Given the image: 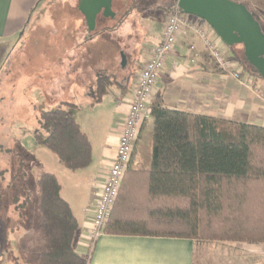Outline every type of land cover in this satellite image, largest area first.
<instances>
[{"label": "trees", "instance_id": "16d2710c", "mask_svg": "<svg viewBox=\"0 0 264 264\" xmlns=\"http://www.w3.org/2000/svg\"><path fill=\"white\" fill-rule=\"evenodd\" d=\"M172 2L168 13L177 7L178 0ZM252 13L264 30L261 18ZM230 50L252 72L235 47ZM116 76L108 70L98 73L88 95L93 106L100 105L111 88L125 90L132 82L128 77L122 84ZM67 106L80 110L75 104ZM151 116L149 164L130 166L104 233L264 244V127L172 110L162 98L153 99ZM33 137L70 171L92 164L89 137L63 107L40 112ZM143 204L147 209L133 215ZM16 208L33 211L39 236L34 264H90L74 248L79 224L62 197L61 183L43 165Z\"/></svg>", "mask_w": 264, "mask_h": 264}, {"label": "rangeland", "instance_id": "374dc122", "mask_svg": "<svg viewBox=\"0 0 264 264\" xmlns=\"http://www.w3.org/2000/svg\"><path fill=\"white\" fill-rule=\"evenodd\" d=\"M172 1L115 0V17L107 19L99 14L93 37L84 26L86 18L78 0H45L36 11L38 4H31L26 33L22 32L21 40L17 39L10 49L4 47L5 52L0 51V264L35 263L39 236L32 220L33 211L16 207L24 203L28 190L35 184L39 165H45L47 171L58 177L66 199L75 197L83 202L88 192L86 182L80 181L85 174L64 168L54 154L35 141L33 133L39 126L40 112L65 108L97 146L98 140L104 139L111 129L113 102L112 95H106L100 105H92L88 95L98 72L107 69L125 84L128 77L137 76L143 57L154 44L149 46L147 42L156 41ZM105 29L111 31L104 33ZM235 49L245 59L243 48ZM234 59L238 61L235 56ZM132 65L135 71L127 74ZM239 65L240 78L245 79L239 83L256 87L261 94V85L255 78L264 79L254 69L251 72L240 62ZM74 75L80 80L74 82ZM128 84L129 88L131 83ZM157 96L158 92L154 99ZM67 104H75L80 110L74 111ZM149 126L139 140L132 168H147L149 164ZM142 208L132 210V214L139 215L147 209L144 204Z\"/></svg>", "mask_w": 264, "mask_h": 264}, {"label": "crops", "instance_id": "0c3cea01", "mask_svg": "<svg viewBox=\"0 0 264 264\" xmlns=\"http://www.w3.org/2000/svg\"><path fill=\"white\" fill-rule=\"evenodd\" d=\"M232 1L248 6L251 12L257 14L264 23V0ZM44 2L45 0H0V51L5 52L4 47L10 49L17 39L21 40L22 35L20 34L26 33L31 4H38L34 9L36 11L39 4H44ZM78 4H80L79 0ZM79 24L82 23L79 22ZM84 26L89 30L87 21ZM163 27L159 31L156 41L147 42L149 46L151 43H154L153 46H155L161 41ZM79 29L81 31V28ZM93 32L89 31L88 33L92 36ZM87 40L90 41L88 38ZM189 45L196 46L200 53L199 60L195 65H188L184 58L185 49ZM150 51L151 49L147 52V57H143L142 66L138 68L137 76H133L129 88L125 90L110 89L108 95H112L113 101L110 109L111 129L104 139H99L96 146L90 135L80 125L89 137L93 149L90 167L76 171L85 174V179H80V181L86 182L88 189L84 201L79 202L75 197L66 199L64 187L60 182L62 197L71 205L79 224L74 239L75 250L83 258L88 259L90 264H264V244L118 236L105 233L94 245L92 244L90 230L96 194L99 186L105 182L108 168L115 161L124 120L129 113L131 97L136 88L137 77L145 61L149 58ZM177 56L182 61L181 68L178 72L173 73L172 66L168 65L167 70L160 75L156 90L157 98H162L168 108L236 124L264 127V80L255 78L256 83L261 85L262 93L259 94L256 87L243 86L228 78L219 69L212 66L203 42L193 34L181 39V45L174 54L175 58ZM130 68L127 74L135 71V65ZM77 80H80L79 76L74 75V82ZM121 83L124 84L123 81ZM147 124L150 125L149 132L151 131L152 120L145 124L141 136ZM139 147L138 141L135 153L136 150L139 151ZM43 166L47 171V167Z\"/></svg>", "mask_w": 264, "mask_h": 264}, {"label": "built area", "instance_id": "2783aa9c", "mask_svg": "<svg viewBox=\"0 0 264 264\" xmlns=\"http://www.w3.org/2000/svg\"><path fill=\"white\" fill-rule=\"evenodd\" d=\"M189 34L197 36L204 44L211 62L225 76L241 83L242 69L217 33L203 20L183 14L178 7L168 14L161 41L152 47L137 77L131 97L129 113L124 120L115 161L108 168L105 182L99 186L94 202L90 239L94 245L104 234L120 196L126 174L131 166L143 127L152 120L151 104L156 94L160 75L172 66L173 73L182 66L180 57H174L181 39ZM200 57L196 46L185 49L188 65L197 64ZM244 83V82H243Z\"/></svg>", "mask_w": 264, "mask_h": 264}, {"label": "water", "instance_id": "95a60500", "mask_svg": "<svg viewBox=\"0 0 264 264\" xmlns=\"http://www.w3.org/2000/svg\"><path fill=\"white\" fill-rule=\"evenodd\" d=\"M114 1L81 0L89 31L96 29L99 14L115 17ZM177 7L206 22L228 47L241 46L246 62L264 79V30L248 6L232 0H178Z\"/></svg>", "mask_w": 264, "mask_h": 264}, {"label": "flooded vegetation", "instance_id": "af4514ba", "mask_svg": "<svg viewBox=\"0 0 264 264\" xmlns=\"http://www.w3.org/2000/svg\"><path fill=\"white\" fill-rule=\"evenodd\" d=\"M109 19H111V18H109Z\"/></svg>", "mask_w": 264, "mask_h": 264}]
</instances>
